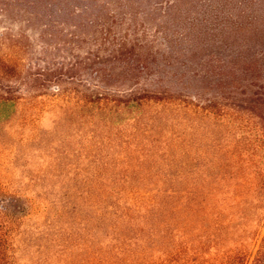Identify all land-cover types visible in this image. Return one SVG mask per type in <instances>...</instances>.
Here are the masks:
<instances>
[{
    "label": "rangeland",
    "instance_id": "1",
    "mask_svg": "<svg viewBox=\"0 0 264 264\" xmlns=\"http://www.w3.org/2000/svg\"><path fill=\"white\" fill-rule=\"evenodd\" d=\"M244 8L250 19L236 20ZM236 22L248 33L225 30ZM1 35L11 38L0 40V54L19 65L21 98L0 107V178L55 168L121 176L130 157L138 169L142 151H155L160 141L172 137L174 154L186 152L190 170L208 174L207 183L244 193L229 194L221 216H202L206 245L201 256L190 253L183 261L173 251L170 264L264 263V256L257 255L264 248V190L251 189L264 187V118L238 106L236 84L219 74V58L230 48L250 46L263 54L264 0H0ZM100 61L113 77L97 88L94 74ZM132 61L148 67L140 73L134 69L135 76L131 73L126 82L117 80ZM183 74L193 94L201 86L205 114L156 104L145 107L139 120L128 110L113 114L103 130L102 110L84 99L98 89L112 95L152 84L177 90ZM53 75L60 79L47 81ZM199 75L207 76L201 85ZM147 121L155 131L140 136ZM36 125L38 137L33 138ZM245 174L249 178H242ZM141 247L138 256L150 252L147 244ZM91 252L28 248L21 261L93 264Z\"/></svg>",
    "mask_w": 264,
    "mask_h": 264
},
{
    "label": "trees",
    "instance_id": "2",
    "mask_svg": "<svg viewBox=\"0 0 264 264\" xmlns=\"http://www.w3.org/2000/svg\"><path fill=\"white\" fill-rule=\"evenodd\" d=\"M246 10H241L236 20L250 19ZM225 30L244 34L249 29L236 22V26H228ZM4 38L11 39L0 36V40ZM223 57L219 58V74L222 79H232L231 85L236 84L241 95L236 98L238 106L264 118L261 110L264 109V52L259 56L250 46L247 49L240 46L236 50L230 48ZM101 62L96 63L98 70L93 73L99 84L97 88L107 85L109 78L113 77ZM127 65L129 71L116 75L117 80L126 82L128 75L135 76L134 69L140 73L148 67L138 61ZM20 75L19 65L0 54L2 109L21 98L17 95L21 88L16 87ZM200 75L197 82L203 84L207 76ZM182 76L184 78L179 81L183 84L177 90H159L152 84V88H128L112 95L98 89L90 95L85 94L84 99H89V103L102 110L103 130L108 129L113 114L120 116L123 110H128L132 118L139 120L145 115V107L156 104L178 105L187 111L205 114L207 107L201 102V86L196 85L193 94L185 81L188 77ZM54 78L60 79L53 75L47 81ZM150 125V121L144 123L139 135L145 137L154 132L155 128ZM37 130L38 125L34 128L36 137L33 138L38 137ZM171 138L160 141L163 144L155 151H142L137 157L138 169L132 164L134 158L130 157L121 176L100 170L66 168L20 174L12 172L9 178L1 176L0 264H22L21 253L28 248L91 250L93 264H170L175 257L173 251L178 252L183 261L189 260L187 255L190 253L201 256L206 245L202 216H209L210 212L213 216H221L226 197L239 191L207 183L208 174L201 169L190 170L187 153L174 154L177 142ZM174 167L176 173H172ZM245 177L249 178L246 174L242 176ZM251 189L263 191L264 187ZM255 212L258 214V210ZM230 216L236 214L230 213ZM142 244H147L150 252L138 256ZM132 251L134 256L130 257ZM257 255L263 258L264 248H259Z\"/></svg>",
    "mask_w": 264,
    "mask_h": 264
}]
</instances>
